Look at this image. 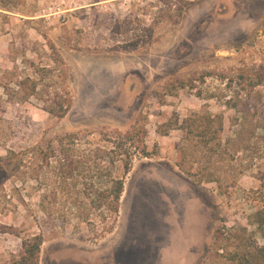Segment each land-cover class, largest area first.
Masks as SVG:
<instances>
[{"label": "rangeland", "instance_id": "rangeland-1", "mask_svg": "<svg viewBox=\"0 0 264 264\" xmlns=\"http://www.w3.org/2000/svg\"><path fill=\"white\" fill-rule=\"evenodd\" d=\"M7 4L11 12L0 15V264L36 233L43 240L37 264H214L215 231L243 223V193L258 181L247 171L225 191L195 182L175 164L179 131L158 128L206 108L223 113L228 131L234 112L224 100L252 103L221 78L264 52V0ZM49 42L69 69L72 105L60 118L33 97L20 101L15 90L23 57L53 64ZM189 78L194 88L184 85ZM135 123L148 151L158 152L134 157L110 231L71 217L68 201L64 213L45 215L40 203L51 180L11 176L18 157L65 132L125 131Z\"/></svg>", "mask_w": 264, "mask_h": 264}, {"label": "trees", "instance_id": "trees-1", "mask_svg": "<svg viewBox=\"0 0 264 264\" xmlns=\"http://www.w3.org/2000/svg\"><path fill=\"white\" fill-rule=\"evenodd\" d=\"M10 12L7 0H0V15ZM48 44L53 64L23 57L25 66L16 78L15 90L20 101L33 97L42 109L60 118L72 105L69 69L54 44ZM221 79H226L227 87L234 83V88L239 86L252 97V103H233L232 96L224 100L234 112L228 131L223 113L206 108L169 117L158 129L164 135L179 131L175 164L197 183L214 182L225 191L234 187L242 173L255 174L258 185L243 193L242 201L249 209L243 223L215 231L211 260L214 264H264V52L257 61L243 64ZM193 82L189 78L184 85L194 88ZM196 94L200 96V91ZM157 152L148 151L143 126L136 123L125 131H71L18 157L11 176H31L38 184L51 180L40 203L45 215L64 213L62 206L68 201L71 217L92 227L97 223L100 231L107 232L119 213L124 177L134 157ZM42 242L41 233L22 238L20 253L9 264H37Z\"/></svg>", "mask_w": 264, "mask_h": 264}]
</instances>
